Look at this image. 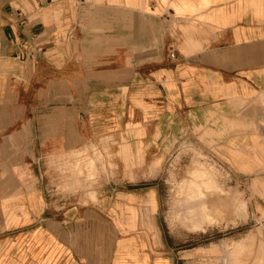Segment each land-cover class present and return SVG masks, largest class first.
Segmentation results:
<instances>
[{"label": "crops", "instance_id": "crops-1", "mask_svg": "<svg viewBox=\"0 0 264 264\" xmlns=\"http://www.w3.org/2000/svg\"><path fill=\"white\" fill-rule=\"evenodd\" d=\"M104 122L122 183L54 199L50 159ZM184 137L238 175L264 169V0H0V264L197 263L157 225L148 174ZM252 233L264 264V224Z\"/></svg>", "mask_w": 264, "mask_h": 264}, {"label": "rangeland", "instance_id": "rangeland-1", "mask_svg": "<svg viewBox=\"0 0 264 264\" xmlns=\"http://www.w3.org/2000/svg\"><path fill=\"white\" fill-rule=\"evenodd\" d=\"M104 124L88 130L84 151L65 154L66 159L71 155L69 160L50 159L44 183L54 199L62 197L88 206L97 200L98 189L110 185L116 189L122 183L125 172L115 153L117 139L111 136L103 142L102 137L110 134V125ZM91 143L96 151L92 152ZM123 145L118 154L126 158ZM173 147L162 168L153 167L148 173L159 184L157 225L161 232H169L189 260L191 247H198V253H193L198 255L195 264H250L255 236L252 231L264 224V169L249 176L238 175L224 159L192 138L176 139ZM149 205L151 211L156 210L152 195ZM133 215L131 209V226ZM144 220L158 244V227L153 219L154 224L149 225L147 214Z\"/></svg>", "mask_w": 264, "mask_h": 264}]
</instances>
